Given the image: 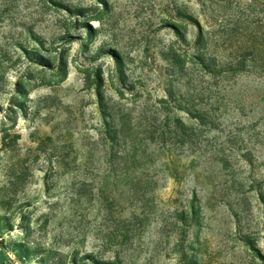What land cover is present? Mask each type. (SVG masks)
Returning <instances> with one entry per match:
<instances>
[{
  "label": "rangeland",
  "instance_id": "374dc122",
  "mask_svg": "<svg viewBox=\"0 0 264 264\" xmlns=\"http://www.w3.org/2000/svg\"><path fill=\"white\" fill-rule=\"evenodd\" d=\"M0 264H264V0H0Z\"/></svg>",
  "mask_w": 264,
  "mask_h": 264
},
{
  "label": "trees",
  "instance_id": "16d2710c",
  "mask_svg": "<svg viewBox=\"0 0 264 264\" xmlns=\"http://www.w3.org/2000/svg\"><path fill=\"white\" fill-rule=\"evenodd\" d=\"M4 259V254L0 251V261H3Z\"/></svg>",
  "mask_w": 264,
  "mask_h": 264
}]
</instances>
